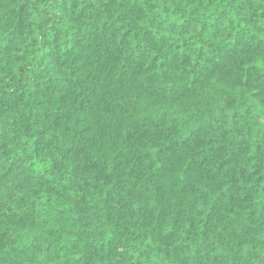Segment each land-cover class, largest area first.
Returning <instances> with one entry per match:
<instances>
[{
  "label": "clouds",
  "instance_id": "9594fccd",
  "mask_svg": "<svg viewBox=\"0 0 264 264\" xmlns=\"http://www.w3.org/2000/svg\"><path fill=\"white\" fill-rule=\"evenodd\" d=\"M0 264H264V0H0Z\"/></svg>",
  "mask_w": 264,
  "mask_h": 264
}]
</instances>
